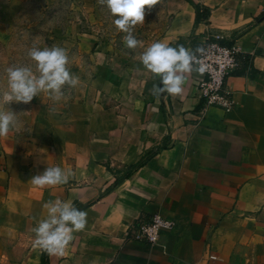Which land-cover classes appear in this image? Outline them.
<instances>
[{"label":"crops","instance_id":"1","mask_svg":"<svg viewBox=\"0 0 264 264\" xmlns=\"http://www.w3.org/2000/svg\"><path fill=\"white\" fill-rule=\"evenodd\" d=\"M192 1L209 10L206 20L195 22L186 0H163L161 41L201 46L218 35L248 57L228 79L231 111L210 108L199 120L193 70L181 94H154L159 77L132 61L121 97L115 88L101 96L105 107L89 103L84 124L38 121L26 138L0 143V264H259L264 0ZM48 163L71 170L66 184H32ZM57 198L87 212L63 255L35 244L34 227ZM153 214L174 223L158 244L125 240L128 223Z\"/></svg>","mask_w":264,"mask_h":264},{"label":"rangeland","instance_id":"2","mask_svg":"<svg viewBox=\"0 0 264 264\" xmlns=\"http://www.w3.org/2000/svg\"><path fill=\"white\" fill-rule=\"evenodd\" d=\"M162 7L163 0L145 5L143 21L133 26V35L141 43L129 49L123 40L127 33L114 24L115 17L103 0H0V88L7 85L9 66L34 64L27 55L33 46L64 47L69 55L68 67L79 78L77 85L59 100L41 92L27 103L10 102L8 107L17 113L24 130H10L0 136V143L6 145L13 139L26 138L30 124L38 121L42 127L46 126L43 120L67 119L72 124L73 119H79L84 124L89 103L105 107L104 95L115 88L120 89L121 97L126 80L124 67L141 61L140 54L152 43L162 42L168 23V18L160 13ZM177 44L194 52L200 47L185 40ZM168 45L176 47L174 43ZM35 128L40 129L39 125ZM81 128L83 136L89 134V127ZM259 179H264V174ZM257 214L261 217L259 231L264 235V205ZM258 261L264 264V250H258Z\"/></svg>","mask_w":264,"mask_h":264},{"label":"clouds","instance_id":"3","mask_svg":"<svg viewBox=\"0 0 264 264\" xmlns=\"http://www.w3.org/2000/svg\"><path fill=\"white\" fill-rule=\"evenodd\" d=\"M110 13L115 17L114 24L119 30L127 33L123 37L127 48L135 49L140 41L133 35V26L142 22L145 5H152L156 0H103ZM196 51H203L198 48ZM27 55L34 62L29 65H11L6 69L7 85L0 88V136L10 130H24L17 113L11 110L10 102H30L41 92L59 100L66 91L78 83L69 64L67 50L61 46L36 47L28 50ZM197 57L195 52L184 45L176 47L164 42H154L141 54L140 60L147 70L159 76L160 85L154 94H181L185 82V74L191 72ZM204 71L201 66L197 69ZM48 160V157H47ZM72 175L59 165L48 166L30 180L38 187L66 184ZM47 216L38 221L34 227L35 244L49 253L63 255L73 234L82 230L87 224V212L77 208L73 203L59 198L48 201Z\"/></svg>","mask_w":264,"mask_h":264},{"label":"built area","instance_id":"4","mask_svg":"<svg viewBox=\"0 0 264 264\" xmlns=\"http://www.w3.org/2000/svg\"><path fill=\"white\" fill-rule=\"evenodd\" d=\"M220 39L218 35L211 36L199 47L203 51L195 52L194 86L199 93V105L195 113L199 120L204 118L210 108L231 111L233 93L228 86V79L248 59L241 56L235 47L222 45ZM201 66L204 67L203 72L197 70ZM173 226L172 221L158 214L140 216L126 225L125 240L156 245L162 233Z\"/></svg>","mask_w":264,"mask_h":264},{"label":"trees","instance_id":"5","mask_svg":"<svg viewBox=\"0 0 264 264\" xmlns=\"http://www.w3.org/2000/svg\"><path fill=\"white\" fill-rule=\"evenodd\" d=\"M186 1L195 9V12H196L195 22H199V21H203V20L207 19V17L209 16V10L208 9H206L200 5L195 4L192 0H186ZM134 168L135 167L131 168L129 170V172H131Z\"/></svg>","mask_w":264,"mask_h":264}]
</instances>
